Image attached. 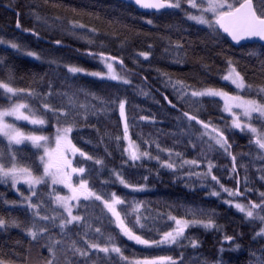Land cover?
I'll return each mask as SVG.
<instances>
[{"label": "snow or ice", "instance_id": "snow-or-ice-1", "mask_svg": "<svg viewBox=\"0 0 264 264\" xmlns=\"http://www.w3.org/2000/svg\"><path fill=\"white\" fill-rule=\"evenodd\" d=\"M43 2L49 4V0ZM134 3L141 9L156 12L171 10L169 15H181L183 22L201 26L217 41L227 42L230 38L234 46L241 47H248L253 41L264 42V0H134ZM7 6L13 7L14 0H10ZM51 6L76 16L87 14L61 3L54 2ZM16 15V28L21 29L20 13L17 11ZM32 15L36 21L52 26L46 14L33 11ZM52 19L59 21L63 18L56 15ZM68 23L72 35L75 32L71 30L87 28L76 20H69ZM147 23L152 24L153 21L149 19ZM22 31L39 36L34 29ZM90 31L95 33L97 29L91 28ZM55 44L60 45L61 41L57 39ZM0 46L12 49L15 54L42 59L37 52L2 36ZM170 46L175 50L176 63L186 59V54L180 55L182 44L177 42ZM87 55L99 59L106 71H88L83 67L65 64L67 72L98 78L101 82L117 81V86L132 84L127 75L131 70L124 65L123 59L103 51ZM151 55L150 51H142L138 57L148 60ZM248 56L259 61L262 77L259 83L249 81L246 74L239 70L238 62L227 57L224 60L225 68L219 76L224 85L221 87L202 84L197 88L184 80L173 79L169 73H163L166 86L174 90L179 103H191L197 106L195 111L200 113L202 110L207 112V100L218 113L216 121L211 113L207 114L206 119H201L200 115L178 108L176 103L164 96L167 104L180 112L175 118L180 129L179 135L192 150H198L200 159H185L180 152L161 148L151 137L143 139L138 134L137 139H133L130 118L126 112V97L116 94L105 98L83 86L73 88L69 85L68 90L57 89L51 81L44 84V78L35 74L29 77L25 86H18L17 80L23 77L17 76L13 64H6L7 53H0V185L13 191L17 197L8 199L6 193L0 192V205L19 209L24 214L23 218L11 213L6 217L0 212V233L7 234L15 228L30 238L23 252L15 248L5 250L0 245V264H193L185 259L183 249L196 250L200 241L186 233L194 227L221 231L223 226L218 224L214 209L185 204L166 205L168 211L148 208L149 215H144L141 212L146 207L144 201L128 200L110 191L119 184L123 189L130 190L126 196L146 192L148 176L143 177L145 183H131L124 175L125 168H135L138 163L142 166L145 160H156L160 167L174 173L177 169L189 166L188 176H196L202 181L210 178L220 191L212 190L209 195L220 198L221 193H226L228 198L222 199V202L243 214L242 219L254 229L253 241L259 238L264 242V191L249 187L251 181L247 164L241 163L239 168L237 166L238 155L241 160L249 157L253 165L257 161L261 162L257 172L260 173L259 180L264 182V43L259 52L249 51ZM47 62L50 65L57 64L56 59H48ZM117 62L122 72L116 71L114 65ZM202 66L208 69L207 64ZM231 86H234L231 91L225 90ZM137 87L141 95H148L143 88ZM111 112H118L117 119L122 122V132L113 134L106 130L99 136L101 144L105 138L108 140V144H104V157L91 155L74 143L73 133L81 127V122H87L89 116H108ZM136 119L135 116L131 118L132 125ZM139 119L148 120L149 117L140 116ZM237 130L248 138V146L254 148L255 152L237 154L232 151L234 140L230 142V136L235 137ZM96 131L99 135V129ZM87 143L91 144L92 141ZM112 144L114 150L119 152L121 161L114 167L109 166L105 158H113L109 151V145ZM153 144L156 155L152 154ZM161 152L167 153V159L161 161ZM209 153L223 154L230 159L229 180L236 185L234 188L226 187L213 174L215 165L208 158ZM201 159L206 163V170L193 171ZM89 162L91 167H86ZM240 168L244 169L243 191L240 188ZM105 171L110 179L101 180L100 190H97L95 184L90 183L92 176L95 174L99 178ZM63 190H67L66 194H62ZM253 191L257 193L256 200L248 199V194ZM241 199L246 202H240ZM173 211L179 214L173 215ZM142 217L145 222H142ZM157 221L164 222L168 230L161 231L155 227ZM223 239L228 242L229 248L221 246L214 260L205 258L199 264H228L224 253L238 251L241 245L235 243L233 246L234 236L225 234ZM128 242H132L133 247ZM13 243L24 248L19 239ZM33 246L38 250L36 258L31 255ZM134 246H141L140 251L137 252ZM176 249L181 251L175 257L159 254ZM44 250L47 255L43 254ZM247 264H264V243L259 248H249Z\"/></svg>", "mask_w": 264, "mask_h": 264}, {"label": "trees", "instance_id": "trees-1", "mask_svg": "<svg viewBox=\"0 0 264 264\" xmlns=\"http://www.w3.org/2000/svg\"><path fill=\"white\" fill-rule=\"evenodd\" d=\"M9 2L10 0H0V36L8 40H15L42 57L41 60H36L23 54H15L12 49L0 46V53H7L6 64H13L17 76L23 77V79L17 80L18 86H25L29 82V77L35 74L37 77L44 78V84L51 81L57 89L68 90L69 85L73 88L83 86L105 98L116 94L126 97L128 100L126 112L130 118V132L133 139H137L138 134L143 139L151 137L160 144L161 148H170L174 152H180L185 159L200 158L197 152L192 150L190 145L179 135L180 129L175 118L180 115V112L173 110L167 104L164 96L176 103L178 108L200 115L201 119H206L207 114L211 113L213 120L216 121L218 113L208 104L207 100H205V104L208 105L207 112L202 110L200 113L195 111L197 106L191 103L186 105L179 103L174 90L170 86H166V77L163 73H169L173 79L184 80L197 88L202 84L221 87L224 85L219 76L225 68L224 60L227 57L238 62L239 70L246 74L249 81L259 83L262 78L259 72V61L248 56L249 51L259 52L261 44L253 43L248 47H235L228 39L227 42L214 40L205 30H202L201 26H195L192 22H183L179 14L169 15L171 10L144 13L119 0H49L48 5H45L43 0H14V6L11 8L7 6ZM54 2L75 7L87 14L76 16L63 9L53 8L51 4ZM15 5H19V7H15ZM17 11L20 13L21 30L16 28ZM33 11H39L42 15L46 14L52 26L49 27L36 21L32 15ZM56 15L63 19L53 20L52 17ZM149 19L153 21L152 24L147 23ZM69 20L79 21L87 28L71 30L75 32V35H72L70 34ZM172 25H177V27H172ZM91 28H96L97 32L92 33ZM22 29H34L39 36H34L31 32H25ZM57 39L61 41L60 46L55 45ZM177 42L183 45L180 55L186 54V59L181 63L175 62V50L170 46H174ZM166 48L167 52H165ZM100 51L124 60V65L131 70L128 72L132 76L131 85L117 86L118 82L114 81L101 82L97 78L83 74L72 75L64 67L65 64H73L89 71L98 70L102 67L100 62L87 53ZM142 51L152 53L148 60L138 57L139 52ZM48 59H56L57 64L50 65L47 62ZM204 64L208 65L207 70L202 66ZM144 77L147 79L145 80ZM137 86L143 88L148 95H141ZM233 88L231 86L225 90L231 91ZM133 116L137 118L134 125L131 123ZM140 116H147L149 119L140 120ZM117 117L118 112H111L108 116L103 114L98 117L89 116L87 122H81V127L74 130V143L91 155L104 157V144H108V140L105 138L104 143L101 144L99 136L103 135L106 130L113 134L122 132V122ZM89 125H95V127ZM97 129H99V135ZM233 140L232 151L234 153L255 152L254 148L248 146V138L244 134H240L239 131L235 137L230 136V142ZM88 141H92V143L88 144ZM137 142L140 141L137 140ZM109 151L112 152L113 158L105 157L108 165L118 166L121 161L119 152L114 150V144L109 145ZM152 154H157L154 144ZM160 158L161 161L167 159V153L161 152ZM173 160L179 163L175 157ZM211 160L215 165L213 174L226 187L234 188L236 185L229 180L230 159L223 154L213 153ZM241 163L248 165V176L251 181L249 187L264 191V182L259 180L260 173L257 172L261 162L257 161L253 165L249 157H244L241 160L238 155V168ZM85 166L91 167L90 162ZM188 170L189 166H185L184 169H177V172L174 173L160 167L156 160H145L142 166L138 163L135 168H125L124 175L131 183H145L143 177L148 176L146 192L126 196L130 190L123 189V186L119 184L112 187L110 191H115L128 200L144 201L146 207L141 209L144 215H149L148 208L161 212L168 211L166 205L185 204L214 209L217 214V222L223 226V229L217 231L205 230L200 227L189 228L186 235L197 238L200 241V246L196 250L183 249L185 259L192 261L193 264H199L205 258L214 260L221 246L229 248L228 242L223 239L227 234L235 237L233 246L235 243H239L241 248L238 251H226L224 259L228 261V264H247L249 248H259L264 242H261L259 238L253 241L254 229L242 219L243 214L222 202V199L228 198L226 193H221L220 198L209 195L212 190L220 191L219 187L215 186V182L210 178L202 181L196 176H188ZM192 170L204 172L206 165H199ZM243 176L244 169L240 168L241 191L244 190ZM109 179L110 177L105 171L99 178L93 174L90 183L95 184L97 190H100V181ZM0 192L6 193L8 199L17 198L16 194L6 189L4 185H0ZM248 199L256 200L257 193L255 191L249 193ZM0 212H3L6 217L9 213L21 218L24 215L19 209H9L2 205H0ZM180 212H183V209H180ZM96 214H99L98 210ZM172 214L178 215L179 213L173 211ZM142 222H145L143 217ZM155 227L160 228L161 231L168 230L167 225L162 221H157ZM256 227L258 228L259 225L257 224ZM16 239L23 243L24 248L13 243ZM29 240L30 238L23 232L15 228L10 229L7 234L0 233V245H3L5 250L15 248L16 251L23 252L27 248ZM128 244L133 247L132 242H128ZM134 247L137 252L140 251L141 246ZM37 251V248L33 246L31 253L33 258L37 257ZM179 251L181 250L161 251L159 254L175 257ZM43 254L47 255V251L44 250Z\"/></svg>", "mask_w": 264, "mask_h": 264}, {"label": "rangeland", "instance_id": "rangeland-1", "mask_svg": "<svg viewBox=\"0 0 264 264\" xmlns=\"http://www.w3.org/2000/svg\"><path fill=\"white\" fill-rule=\"evenodd\" d=\"M33 58V57H32ZM33 59H35V58H33ZM98 61L100 62V64H101V68L100 69H96V70H92V71H106V69H104L103 68V65H102V63H101V61L98 59ZM114 67L116 68V71L117 72H122L123 70H122V68L119 66V64L118 63H116L115 65H114ZM89 71V70H88ZM91 71V70H90ZM127 75L129 76V78L132 80V76L129 74V73H127ZM98 79V78H97ZM114 82H117V81H114ZM234 87V86H233ZM238 131V130H237ZM197 152V155H198V150L196 151ZM213 153H209L208 154V158L209 159H211V155H212ZM199 156V155H198ZM202 164H205L206 165V163H205V161L204 160H202L201 159V162L199 163V165L201 166ZM22 187H26V186H22ZM66 192H67V190H63V193L62 194H66ZM240 202H246L245 200H243V199H241V201Z\"/></svg>", "mask_w": 264, "mask_h": 264}, {"label": "water", "instance_id": "water-1", "mask_svg": "<svg viewBox=\"0 0 264 264\" xmlns=\"http://www.w3.org/2000/svg\"><path fill=\"white\" fill-rule=\"evenodd\" d=\"M119 1H122V2H125V3H127V4H130V5L134 6V7H136L139 11L144 12V13H157L155 10L141 9L138 5H136V4L134 3V0H119ZM162 10H163V9H162ZM162 10H160V11H162ZM18 30H21V29H18ZM228 40L230 41V38H228ZM230 43L234 46V42H231V41H230ZM242 43H243V42H242ZM253 43L262 44V43H264V42L253 41V42H251L250 44H253ZM55 45H57V44H55ZM60 45H61V44H60ZM60 45H57V46H60ZM235 47H239V46H235ZM117 63H118V62H117Z\"/></svg>", "mask_w": 264, "mask_h": 264}]
</instances>
